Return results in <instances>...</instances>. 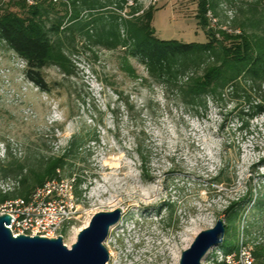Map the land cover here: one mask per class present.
Returning <instances> with one entry per match:
<instances>
[{"label": "rangeland", "instance_id": "rangeland-1", "mask_svg": "<svg viewBox=\"0 0 264 264\" xmlns=\"http://www.w3.org/2000/svg\"><path fill=\"white\" fill-rule=\"evenodd\" d=\"M18 1L0 0V8L24 14ZM81 1L46 0L51 17L67 11L43 68L49 93L26 78L24 60L0 38V192L18 191L24 176L32 181L17 163L38 170L39 160L64 154L82 137L51 178L71 181L80 203L64 234L68 247L93 214L120 208L104 242L105 264H179L218 219L224 236L203 264H227V255L233 264L247 255L264 264V114L248 118L239 98L263 97L264 80L242 81L234 93L183 92L203 64L178 61L161 79L147 75L122 48L98 44L95 27L82 36L66 29L74 10L76 19L88 16ZM130 5L139 13L153 8L151 25L164 40L204 43L205 29L264 36V0H128L121 15Z\"/></svg>", "mask_w": 264, "mask_h": 264}, {"label": "trees", "instance_id": "trees-1", "mask_svg": "<svg viewBox=\"0 0 264 264\" xmlns=\"http://www.w3.org/2000/svg\"><path fill=\"white\" fill-rule=\"evenodd\" d=\"M34 1L30 6L22 0L15 3L16 7L25 10L24 14L0 8V38L24 60L26 78L41 91L49 93L51 86L43 75V68L52 58L55 50L53 38L61 35L67 11L51 17L52 4H46V0ZM81 2L89 12L88 16L76 19L77 12L74 10L66 29L72 35L78 32L82 36L95 27L96 32L91 36L98 44L108 50L122 48L127 57H135L144 65L147 75L161 79L178 61L182 62V66L190 63L199 67L203 64L200 71H195L180 86L183 92H217L227 88L234 93L242 81L261 84L264 80V36L257 33L244 31L237 35L205 29L207 41L204 43L164 40L155 35L151 25L153 8L139 13L138 8L130 5L124 16L120 12L126 8L128 0ZM239 98L246 103L247 112L244 115L248 118L264 114V96L253 100L246 96ZM124 104L128 109H133L128 101ZM91 140L98 141L96 137ZM83 142L82 137L73 138L64 154L39 160L36 165L38 170L31 165L17 163L16 168L28 170L32 181L29 182L24 176L20 182L21 189L10 193L0 192V202L15 196L28 197L32 189L56 175L67 164V156L76 155Z\"/></svg>", "mask_w": 264, "mask_h": 264}, {"label": "water", "instance_id": "water-1", "mask_svg": "<svg viewBox=\"0 0 264 264\" xmlns=\"http://www.w3.org/2000/svg\"><path fill=\"white\" fill-rule=\"evenodd\" d=\"M121 213L120 208L96 212L69 247L62 236H13L8 225L11 217L1 215L0 264H105L109 253L104 242ZM224 231L221 219L213 227L200 231L190 246L181 252L179 264H203L210 248L221 242Z\"/></svg>", "mask_w": 264, "mask_h": 264}, {"label": "built area", "instance_id": "built-area-1", "mask_svg": "<svg viewBox=\"0 0 264 264\" xmlns=\"http://www.w3.org/2000/svg\"><path fill=\"white\" fill-rule=\"evenodd\" d=\"M23 1L29 5L35 3L34 0ZM4 214L11 217L8 225L13 236H62L64 242V234L80 216V203L71 181L50 179L26 198L16 197L0 202V216ZM241 258L242 264H251L249 255ZM225 259L227 264L234 263L231 255Z\"/></svg>", "mask_w": 264, "mask_h": 264}, {"label": "bare ground", "instance_id": "bare-ground-1", "mask_svg": "<svg viewBox=\"0 0 264 264\" xmlns=\"http://www.w3.org/2000/svg\"><path fill=\"white\" fill-rule=\"evenodd\" d=\"M210 251V250H209ZM209 253V252H208Z\"/></svg>", "mask_w": 264, "mask_h": 264}]
</instances>
